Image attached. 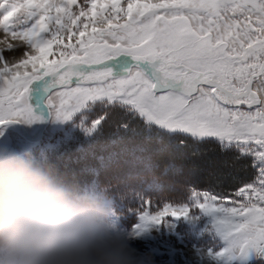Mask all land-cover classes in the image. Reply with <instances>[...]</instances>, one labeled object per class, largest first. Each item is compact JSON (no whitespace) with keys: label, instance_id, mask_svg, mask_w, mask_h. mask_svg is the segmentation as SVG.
Masks as SVG:
<instances>
[{"label":"snow or ice","instance_id":"obj_1","mask_svg":"<svg viewBox=\"0 0 264 264\" xmlns=\"http://www.w3.org/2000/svg\"><path fill=\"white\" fill-rule=\"evenodd\" d=\"M77 113L133 162L99 189L134 235L198 208L226 243L215 264L264 259V0H0V138ZM194 157L210 187L191 207L147 195L161 167L186 183Z\"/></svg>","mask_w":264,"mask_h":264},{"label":"clouds","instance_id":"obj_2","mask_svg":"<svg viewBox=\"0 0 264 264\" xmlns=\"http://www.w3.org/2000/svg\"><path fill=\"white\" fill-rule=\"evenodd\" d=\"M0 264H155L113 220L110 199L0 143Z\"/></svg>","mask_w":264,"mask_h":264},{"label":"trees","instance_id":"obj_3","mask_svg":"<svg viewBox=\"0 0 264 264\" xmlns=\"http://www.w3.org/2000/svg\"><path fill=\"white\" fill-rule=\"evenodd\" d=\"M95 112H89L91 117ZM81 117L77 116L70 122L61 133L53 136L49 142H42L34 147L29 153L38 160H44L52 164L58 174L63 175L70 182H77L94 189L107 184H116L124 179L126 174L133 170V162L120 155H112L118 152V148L111 145L109 129L105 128L103 133L85 135L79 127ZM135 140L125 137L122 143L132 147ZM161 165L163 158L158 160ZM192 165H197L192 172L188 169ZM185 172L188 173L186 183L177 184L171 175L165 176L162 167L156 172L158 188L150 190L147 195L152 197L157 203L164 201L172 203L187 202L191 194V189L199 191L209 189V170L204 164V157H194L184 162ZM151 179V177H148ZM113 215L119 219L123 226L130 224L135 215L122 211L121 206L110 200Z\"/></svg>","mask_w":264,"mask_h":264},{"label":"rangeland","instance_id":"obj_4","mask_svg":"<svg viewBox=\"0 0 264 264\" xmlns=\"http://www.w3.org/2000/svg\"><path fill=\"white\" fill-rule=\"evenodd\" d=\"M83 115L84 113H77L72 119L63 122L51 117L47 118L44 122H47V128L44 126L47 136H44L42 142L51 141L53 136L61 133L73 119L77 116L82 118ZM25 128L31 138L38 136L37 124ZM0 143L13 145L28 153L38 145L27 140L18 125L11 126L5 136L0 138ZM208 186L210 187V184ZM186 203L191 207V202ZM137 224L138 218L135 216L127 226L125 222L123 226H116L130 233L139 249L150 252L155 264H215V261L204 253L209 249L215 252L226 246V243L215 233L213 218L202 213L198 208L192 210L189 218L172 220L171 226L163 224L153 226L138 236L134 235V226ZM234 264H264V259L251 256L246 261H235Z\"/></svg>","mask_w":264,"mask_h":264},{"label":"water","instance_id":"obj_5","mask_svg":"<svg viewBox=\"0 0 264 264\" xmlns=\"http://www.w3.org/2000/svg\"><path fill=\"white\" fill-rule=\"evenodd\" d=\"M24 128V127H23ZM26 135H27V133H26ZM27 137H28V135H27ZM31 140H33V141H38L39 140V138L38 139H31Z\"/></svg>","mask_w":264,"mask_h":264}]
</instances>
